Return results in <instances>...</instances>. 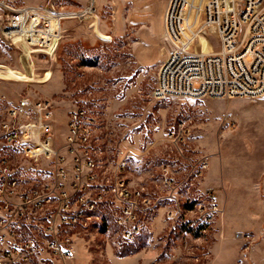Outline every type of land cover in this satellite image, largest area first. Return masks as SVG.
Instances as JSON below:
<instances>
[{
  "label": "rangeland",
  "instance_id": "rangeland-1",
  "mask_svg": "<svg viewBox=\"0 0 264 264\" xmlns=\"http://www.w3.org/2000/svg\"><path fill=\"white\" fill-rule=\"evenodd\" d=\"M167 1L0 0V120L50 100L62 150L70 113L92 111L97 157L125 159L129 187L152 200L137 240L120 237L107 205L71 232L70 259L34 264H264V97L153 99ZM195 40L216 51L217 28ZM17 163L30 183L33 167ZM34 229L24 222L21 239H41Z\"/></svg>",
  "mask_w": 264,
  "mask_h": 264
},
{
  "label": "built area",
  "instance_id": "built-area-1",
  "mask_svg": "<svg viewBox=\"0 0 264 264\" xmlns=\"http://www.w3.org/2000/svg\"><path fill=\"white\" fill-rule=\"evenodd\" d=\"M208 27L217 28L218 49L205 54L195 38ZM164 28L170 50L153 99L264 97V0H168ZM22 103L28 113L11 108L0 120V264H34L42 252L65 262L74 254L71 232L101 219L107 205L117 210L120 237H139L152 200L129 187L125 159L107 166L97 157V115L73 110L60 150L50 100ZM19 157L33 167L30 183ZM29 220L41 239H21Z\"/></svg>",
  "mask_w": 264,
  "mask_h": 264
},
{
  "label": "crops",
  "instance_id": "crops-1",
  "mask_svg": "<svg viewBox=\"0 0 264 264\" xmlns=\"http://www.w3.org/2000/svg\"><path fill=\"white\" fill-rule=\"evenodd\" d=\"M135 17L138 18V19H142L143 18V16L142 15H139V14H137ZM164 54L166 55V57L164 58V60H165L167 58L168 52L167 51H164Z\"/></svg>",
  "mask_w": 264,
  "mask_h": 264
},
{
  "label": "bare ground",
  "instance_id": "bare-ground-1",
  "mask_svg": "<svg viewBox=\"0 0 264 264\" xmlns=\"http://www.w3.org/2000/svg\"><path fill=\"white\" fill-rule=\"evenodd\" d=\"M165 36H166V35H165ZM203 53H205V54H206V53H208V52H203ZM211 53H212V52H211ZM165 60H166V59H165Z\"/></svg>",
  "mask_w": 264,
  "mask_h": 264
},
{
  "label": "trees",
  "instance_id": "trees-1",
  "mask_svg": "<svg viewBox=\"0 0 264 264\" xmlns=\"http://www.w3.org/2000/svg\"><path fill=\"white\" fill-rule=\"evenodd\" d=\"M138 238V237H137ZM137 238H136V240H137Z\"/></svg>",
  "mask_w": 264,
  "mask_h": 264
}]
</instances>
